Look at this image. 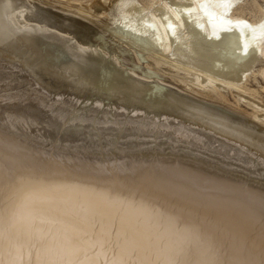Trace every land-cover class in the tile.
Instances as JSON below:
<instances>
[{
    "label": "bare ground",
    "instance_id": "1",
    "mask_svg": "<svg viewBox=\"0 0 264 264\" xmlns=\"http://www.w3.org/2000/svg\"><path fill=\"white\" fill-rule=\"evenodd\" d=\"M0 139V264L258 258L264 0H0Z\"/></svg>",
    "mask_w": 264,
    "mask_h": 264
},
{
    "label": "snow or ice",
    "instance_id": "2",
    "mask_svg": "<svg viewBox=\"0 0 264 264\" xmlns=\"http://www.w3.org/2000/svg\"><path fill=\"white\" fill-rule=\"evenodd\" d=\"M4 144L3 140L0 139V182H2L6 175L11 172V164L9 162V158L4 151ZM175 208V214L169 217L170 220L176 221L184 216H192L195 214L196 210L187 207V206H179ZM192 236L196 239H199V226L194 225L192 228ZM163 264H191L190 260L187 259L186 256H181L180 253L173 254L172 256L168 257ZM201 264H223L222 261L218 260H207L202 261ZM231 264H238L237 261H232ZM246 264H264V248H262L258 258L251 259L246 262Z\"/></svg>",
    "mask_w": 264,
    "mask_h": 264
},
{
    "label": "rangeland",
    "instance_id": "3",
    "mask_svg": "<svg viewBox=\"0 0 264 264\" xmlns=\"http://www.w3.org/2000/svg\"><path fill=\"white\" fill-rule=\"evenodd\" d=\"M55 5L56 6H60L59 4H57V3H55ZM53 10H55V8H52ZM55 11H58V12H60V13H64V14H66V15H69V16H73V17H75V18H78V19H81L79 16H77V15H75V14H71V13H66V12H63V11H61V10H59V9H57V10H55ZM81 20H83V21H85V22H88V23H90V24H93V23H91L90 21H88L87 19H81ZM170 87H173V88H175V86L171 83H169V82H166Z\"/></svg>",
    "mask_w": 264,
    "mask_h": 264
}]
</instances>
